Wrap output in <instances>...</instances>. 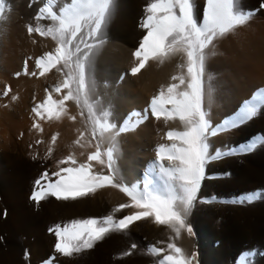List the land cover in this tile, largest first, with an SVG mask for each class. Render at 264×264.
<instances>
[{"label": "snow or ice", "instance_id": "obj_1", "mask_svg": "<svg viewBox=\"0 0 264 264\" xmlns=\"http://www.w3.org/2000/svg\"><path fill=\"white\" fill-rule=\"evenodd\" d=\"M55 3L56 0H48L36 17L37 20L51 23L46 27L29 25L27 31L29 34L35 32L42 37H51L57 42L54 52H47L38 58L36 66L41 76L52 69L62 71L65 78L54 91L60 93L62 89H67V92L59 100L53 99L49 92L46 100L33 111L41 119L45 113L49 119L53 115L59 119L66 111L65 101L74 100L86 106L93 123L95 151L87 156L86 162L78 163L73 155H69L59 161L61 165L68 166L60 167L51 176L45 171L35 182L36 188L31 199L39 203L47 196H52L57 200L75 201L99 188L111 186L129 198V203L120 204L114 213L126 208L137 210L119 219L109 214L99 218L74 219L63 226L57 224L49 229L57 238L55 251L70 257L74 253L92 249L110 233L125 232L133 222L147 218H153L156 224L166 225L176 238L184 231L191 235L192 229L186 224V219L197 202L202 182L206 178V166L227 156L251 152L255 148L253 141L240 145L239 149L222 151L218 148L213 153L210 151V138L236 129L256 117L260 108L264 107V93H257L251 100L245 101L237 113L215 126L204 107L206 50L218 38L245 25L254 13L240 10L236 0H205L203 17L198 21L193 0H152L145 8L146 15L141 22L146 34L134 52L138 63L131 69V74H138L150 59L162 63L171 56H180L186 61V64L179 65L181 68L186 67V75L181 73L173 76L172 80L177 82L169 84L166 89L162 88L151 99L143 114L133 112L117 127L109 121L110 113L97 114L91 102L94 82L92 85L89 83L92 57L95 50L105 43V29L114 0H70L58 12L53 10ZM260 7L264 9V4ZM5 12V0H0V20L4 18ZM25 74H28L27 61ZM31 75L36 76L37 73L33 71ZM10 91L11 88H6L2 94L7 96ZM149 113L157 121L163 119L166 124L178 122L182 130L167 131L169 143L157 147V158L145 174L143 186L140 183L128 185L118 182L114 166L117 137L135 130L149 118ZM133 117L137 119L133 121ZM34 127L39 128L40 125L34 124ZM261 140L264 141V137ZM55 141L56 136H53V144ZM105 143L111 145L106 153L101 151V145ZM76 144L84 147L79 139ZM96 165L101 167L100 171L95 170ZM104 168H107V174ZM260 195H242L222 202L251 203ZM131 247L135 249L137 245L132 244ZM149 253L161 257L157 264H196L195 254L186 255L175 242L167 243L166 248L149 246ZM53 260L45 264H53Z\"/></svg>", "mask_w": 264, "mask_h": 264}, {"label": "bare ground", "instance_id": "obj_2", "mask_svg": "<svg viewBox=\"0 0 264 264\" xmlns=\"http://www.w3.org/2000/svg\"><path fill=\"white\" fill-rule=\"evenodd\" d=\"M68 2L70 0H58L53 10L58 12L59 8ZM8 13H6V16ZM31 15L30 18L25 20V24H18L16 21L17 24L12 28H9L8 25L9 31L2 26L7 31V35H0V215H5L6 212L9 215V223H12L14 228L21 225H17L20 221V215L28 213V211L35 213L37 207L35 205L25 207L22 198L25 197L24 195L33 193L36 187L35 179H39L45 172L44 170L48 169L50 173H53L60 167L68 166L61 165L59 161L69 155L76 157L78 163L87 160V154L84 153L86 149L76 144L78 139L83 144V137L79 135V132H72L81 122L78 121V118L77 120L75 118L76 121L72 119L74 117L72 109L73 106L76 107L77 103L74 104L76 101H65L66 111L61 114L59 119L55 115L49 119L47 113L41 119L33 111L37 105L46 100L49 92H51L53 99L59 100L66 94L67 89H62L60 93L54 91L55 87L59 86L65 78L62 71L52 69L43 76L39 75L40 69L36 66L39 55L42 51L52 52L53 48L57 47V42L51 38L45 42V37L38 35V33H28L27 28L29 25L46 27L47 22L48 24L51 23L50 21L37 20V15ZM4 23L2 25H6ZM107 34L105 35L107 36ZM263 38L264 22L255 21L249 27L238 26L234 31L218 38L214 41V45L206 50L208 57L205 73L207 72L206 75L208 76H205L208 79H206L205 84L207 101L205 110L209 113V118H211V114L215 115L217 105L222 107L221 104L227 101L224 98H226L230 89L234 88V85L228 79L232 80V77H234L233 82L237 85L243 79L248 78L251 71L255 70L254 68L264 63V40L260 41ZM134 52V50L117 47L116 44L109 41L96 49L92 57L89 83L92 85L94 82V90L91 95V102L95 105L98 115L102 112L110 113L108 119L110 122L115 123L117 127L127 120L131 110L137 109L139 111L140 109L143 113L146 109L145 103L147 104L150 99L158 95L162 88L166 89L169 84L177 82L172 80L173 76L181 73L186 75V67L181 68L179 66L181 63L186 64V61L182 60L180 56H171L162 63L150 59L145 68L133 77L130 75L131 70L129 71V69L135 67L134 65L138 63ZM213 52L214 54H212ZM25 61H27L28 74H25ZM118 63L119 65H117ZM221 67L226 71L220 72ZM33 71L37 73L36 76L31 75ZM228 71L234 74L231 75ZM17 73H20V75L17 76ZM222 87L228 88L222 89ZM6 88H11V91L7 96H2ZM13 97L16 98L13 99ZM83 109L85 110L84 107ZM87 111L86 107V111L83 113L86 114ZM85 121H89L91 123L89 125L93 127L92 122H90L91 119ZM34 124H39L40 127L36 128ZM138 129H141L140 132L138 131L139 135H137L138 133L133 134L135 131H128L117 137L114 166L124 177L123 179H126L128 185L140 183L143 186L144 177L140 173L141 161L146 159L147 162L152 163V158L156 157H153V152H157L154 151L157 148L153 150V145L157 144L156 147H158L160 144L169 143L166 139L167 131L171 129L182 130V126L178 122H168L166 124L163 119L157 121L155 117H151L145 123L143 122ZM53 136H56L54 144L52 142ZM108 147H111V145L107 143L101 145L104 153H106ZM49 149H51V152H49ZM217 163L219 164V162ZM149 165L146 167V173L149 171ZM105 169L107 168L103 169L104 173L107 171ZM207 189L203 188L200 194L201 197H207L211 194L207 193ZM199 201H197L196 209L191 210L186 219L188 226L190 224L198 226L197 239L194 240L184 231L181 233L183 241L179 244L188 256L193 249V244H195L200 250L206 251L213 260L216 259L217 264H228V249L231 244L229 235L211 227V224L214 225L217 222L219 216L225 215L224 211L226 210H221V206L216 203L206 205L207 208H205L201 206ZM124 203H129V198L117 188H108L107 186L102 188L98 194L96 191L75 201H63L50 197L45 209L51 216V223L64 222V224H67L75 218H99L109 214H114L116 218H120L129 209H122L116 213H114V209ZM32 234L35 239L32 241L29 238L26 243L28 246L32 245L33 247L34 245L36 248L37 246L42 247V244L54 246L56 243L57 238L51 233H40V231L35 233L32 231ZM179 238H176L175 234L166 225L147 224V220H141L130 224L125 232L110 233L103 240L96 243L94 250L99 264H153L155 256L149 253V246L155 245L165 248L167 243L175 242ZM216 241H218L217 246L214 243ZM132 244H136L137 247L132 249ZM127 252L131 254L124 255ZM70 257L72 258V256Z\"/></svg>", "mask_w": 264, "mask_h": 264}, {"label": "rangeland", "instance_id": "obj_3", "mask_svg": "<svg viewBox=\"0 0 264 264\" xmlns=\"http://www.w3.org/2000/svg\"><path fill=\"white\" fill-rule=\"evenodd\" d=\"M57 1L58 0H56V2ZM151 2L152 0H114V5L111 9V15L105 29L106 32L105 34H107L109 30V33L107 34V36L106 35L105 36L109 37L110 39L105 37V42L110 41L111 43L116 44L117 47L136 51L139 47V44L143 36L146 34V30L141 27V22L146 15L145 8ZM193 2L195 5V14L198 18V21H201L203 17V10L205 7V0H193ZM46 3H48V0H5V6L7 12H5L4 18L0 20V35H5V34L7 35L6 32L10 30L9 28H12L14 25L17 24V22L18 24L19 23L23 24L24 22H26L25 20H27V18H30L32 16L31 14L37 15L39 9L44 7ZM236 3H237V7L240 10L244 12L254 13V16L244 26L249 27L255 21L264 22V9L260 7L261 4H264V0H236ZM6 13H8V15L10 14L9 17L8 15L6 16ZM125 14H127L129 17ZM117 15L119 18L117 17ZM10 17L11 18L13 17L12 18L13 22ZM5 20H7V22H5ZM42 21H47V20H42ZM3 23L6 25H2ZM8 25L9 28H7ZM48 25L49 24L47 22V26ZM2 26H4L6 30L7 29L8 30L6 31ZM2 32L3 34H1ZM49 38L51 37H45L44 38L45 42H47ZM263 40L264 38L261 39L260 41ZM54 50L55 47L53 48L52 52H54ZM45 54L46 52L42 51V53L39 55V58ZM263 64L264 63L254 68L255 70L253 72L251 71L250 76L246 79H243L244 81L242 80V82L237 83V85L233 82L234 77H232V80H230V78L228 79V81L231 82L232 85H234L233 86L234 88H231L226 98H224L227 101L221 104L222 107H220V105L216 106L215 108L216 116L215 115L213 116L211 114L210 120L213 126L220 124L226 118L232 117L243 106L245 101L251 100L254 97V95H256L257 93H264ZM117 65H119V63ZM131 69H129V71ZM219 70L220 72L226 71L222 67ZM228 73H230L231 75L234 74L231 71L230 72L228 71ZM130 75L135 77L137 74L136 75L130 74ZM206 76H205V84H206V79H208V77ZM221 86H225V85H221ZM223 88L226 89L228 87H222V89ZM204 98H205L204 99L205 100L204 107H205L207 105L206 104L207 101H206V97ZM224 99L223 101H225ZM229 100L230 102H228ZM150 102L151 99L147 102V104L145 103V105L147 106V107L145 106V108L149 107ZM74 104L76 105V102ZM73 107L74 108L72 110L74 117L76 116L75 117L76 120L78 118V121L80 120L81 122L79 121L80 122L79 126L77 128H74L72 132L73 133L79 132L80 133L79 135L83 137L84 149H86L84 153H86L88 156L93 151H95V140L92 137L93 127L90 126L91 123H89V121H87L88 123L86 121L84 122V120L90 119L89 116L87 117L88 111L86 112V114L83 113L86 111V107L84 105L82 106L81 104H77L76 107L75 106ZM83 107L85 108V110L83 109L84 111L82 110ZM133 110H131L130 112L142 113L140 109L139 111L137 109H133ZM81 113H83V115ZM84 114L86 119H84L85 118ZM151 117L153 116H151V114L149 113V118L147 120H149ZM132 119L134 121L137 118L134 117ZM147 120H145L144 123ZM90 122H92V120ZM142 124H140V126ZM140 126H137L135 127V130H132L135 131L133 132V134L134 133L137 134L138 131L139 132L141 131V129H138ZM139 134L140 133H138L137 135ZM261 137H264V107L260 108V111L256 117H254L252 120L248 121L244 125L239 126L236 129H232L226 133H222L217 137L210 138V144H211L210 151L213 153L218 148L221 149L222 151H227L230 148L239 149L240 145L248 144L250 142L255 141V148L251 152H245L237 155L227 156L220 160L209 163L206 166V172H205L206 178L203 180L200 192L198 193V197H201L200 194L202 193L203 188H208L209 190L207 189V193L208 194L211 193L207 197L202 196L201 198H197V201L200 200L199 202L202 207L216 203L221 206L220 207L221 210L223 211L226 210L224 211L225 215L219 216L217 222H215L214 225L211 224L212 225L211 227L217 231L220 230L219 232L222 231L221 233H227L229 235V240H231L230 242L232 245L230 244L228 249L229 250L228 264H264V141L261 140ZM156 146L157 144L153 145V150L157 148ZM154 151H157V149ZM155 153L153 152V157L154 156L156 157L152 158V162L154 161V159L156 160L157 158V152ZM142 161L145 163H143ZM142 161L140 165V173H142L143 177H145L144 173H146L147 171L146 167L151 162L150 163L149 161L147 162L146 159ZM217 162H219V164ZM93 164L95 165L96 162H93ZM151 164L149 166H151ZM99 168L100 166L96 165L95 170L99 171ZM115 169L118 176L117 177L118 182L122 181L123 183H126V179H123L124 177L121 175V173L117 170L116 167ZM44 171L50 173L48 169ZM106 172L107 171H105V173ZM50 174L52 175V173ZM37 180L38 178L35 179V182ZM41 183L43 184L44 182ZM109 187L111 186H108V188ZM101 189L102 188L97 189V194L100 192ZM253 193H260L261 195L259 198L253 200V202L251 203L233 204V203L222 202V201H231L242 195H249ZM32 194L33 193L31 192L30 195H24L25 197L22 198V203L25 207L28 206L31 207V205H35L37 207L35 209L36 211L35 213L28 211V213H24L20 215L21 222L19 221L17 224V225L21 224L19 225V227L14 228L12 223H9L10 221L8 220L9 219L8 214L2 216L0 215V264H45L46 261H49L50 259L53 258H54L53 264H99L97 255L94 250L96 244L92 249H87L80 253H74L72 255V258L67 257L68 259L65 258L63 255L56 253L55 245L53 246V245L42 244V247L39 246L41 248H39L38 246L35 248L34 245L32 247V245L28 246L26 244L27 240L29 241V238L32 241H34L35 239L34 235L33 234L31 235L32 231H34L35 233L36 231L37 233H39L40 231V233L50 234L51 233V232L49 233L50 228L54 227L57 224H60L61 226L65 225L64 222L51 223L52 221V219H50L51 216H49L50 214L45 208L47 207L46 204H48L50 197L52 196H47L45 199L37 203L31 199ZM122 194L125 195L124 193ZM194 205L195 206H193L192 210L196 209L197 202ZM128 209L129 211L126 210L127 212L124 215H129L137 211L134 208H128ZM144 220H147V224L156 225L153 218L152 219L147 218ZM137 221H141V220H137ZM190 227L192 229V234L189 236L193 237V239L195 240L197 239L198 236V226L196 224H190ZM52 234L54 235V233H51V235ZM182 238L183 237L181 236L178 240L175 241V243L178 244L179 247H181L179 243H182L183 241ZM214 243L215 246H217L218 241ZM193 245H194L193 249L189 256H191L193 253L195 254L196 264H217V260L215 259L216 260L215 261L213 260L212 257H209L206 251L200 250V248L197 247L195 244ZM248 253H252L253 255H246ZM160 258L161 257L155 256V260L153 264H157L156 262H158Z\"/></svg>", "mask_w": 264, "mask_h": 264}]
</instances>
